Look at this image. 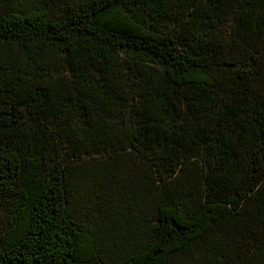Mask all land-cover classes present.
Segmentation results:
<instances>
[{
  "label": "trees",
  "instance_id": "trees-1",
  "mask_svg": "<svg viewBox=\"0 0 264 264\" xmlns=\"http://www.w3.org/2000/svg\"><path fill=\"white\" fill-rule=\"evenodd\" d=\"M0 264H264V0H0Z\"/></svg>",
  "mask_w": 264,
  "mask_h": 264
}]
</instances>
